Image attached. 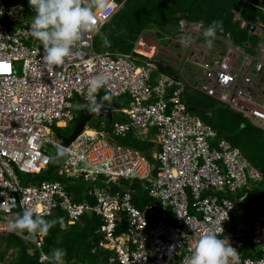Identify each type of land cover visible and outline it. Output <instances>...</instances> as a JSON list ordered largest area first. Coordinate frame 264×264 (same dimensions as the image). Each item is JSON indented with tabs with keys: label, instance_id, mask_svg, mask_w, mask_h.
Wrapping results in <instances>:
<instances>
[{
	"label": "built area",
	"instance_id": "built-area-1",
	"mask_svg": "<svg viewBox=\"0 0 264 264\" xmlns=\"http://www.w3.org/2000/svg\"><path fill=\"white\" fill-rule=\"evenodd\" d=\"M118 9L108 2L95 29L82 31L65 62L52 67L30 35L27 15L34 11L28 0H0V235L14 234L41 249L42 235L8 230L14 209L30 208L41 217L61 209L69 224L87 213L101 218L102 246L115 252L111 264H189L190 249L205 234L235 248L240 264H258L264 260V200L254 202L249 225L238 212L262 173L228 143L213 145L215 131L189 113L181 97L185 88L201 92L264 131V99L258 96L264 88V25L249 32L259 37L254 47L224 41L207 58L201 45H192L178 61L175 79L159 72L160 59L146 53L147 38H139L134 54L94 50L97 32ZM97 76L105 78L101 89L129 100L119 103L116 112L126 121H114L112 135L151 140L154 161L110 140L105 130H85L70 145L61 143L55 129L73 121L72 100L85 103L88 82ZM56 145L69 152L60 157L62 175L99 185L89 192L94 206L73 202L58 181L32 180L50 167L48 150ZM134 183L148 195L143 207L133 201ZM248 238L256 258L244 254Z\"/></svg>",
	"mask_w": 264,
	"mask_h": 264
},
{
	"label": "trees",
	"instance_id": "trees-1",
	"mask_svg": "<svg viewBox=\"0 0 264 264\" xmlns=\"http://www.w3.org/2000/svg\"><path fill=\"white\" fill-rule=\"evenodd\" d=\"M84 0H81L83 3ZM88 2V0H85ZM127 0L122 9L106 23L95 36L94 50L102 52L105 50L118 51L122 53L134 54L133 48L138 37L149 29L156 28L160 34L174 35L176 28L179 27L180 15H186L191 21H202L208 27L213 21H219L215 34L231 39L234 46L245 48L246 44L256 46L259 38L250 35L247 30L242 28L241 19L238 15L251 24L264 25V0ZM35 13L29 14L31 21ZM173 28V32L170 30ZM107 38L108 43H105ZM166 66L159 65V72H166L178 79V75L171 67L172 62L167 60ZM158 74V73H157ZM153 84V83H152ZM175 87L170 89L173 93ZM106 93L101 89L97 93V99L100 100ZM109 94V93H108ZM182 103L187 111L199 118L207 126L215 131V137L211 143L218 146L220 143H228L233 149L239 150L245 159L258 169L263 176V180L258 184H251L249 198L245 205L240 208L238 215L251 219L248 213L252 211L254 202L258 199L264 200V131L254 126L244 116L231 107L224 105L216 99L207 96L196 90L185 88L181 97ZM122 101L125 104L129 102L127 96L122 98H112L107 103ZM84 102H77L74 105L75 119L65 129L56 128L57 134L69 137L75 126L81 110L79 105ZM125 121L124 117H120ZM105 119L92 120L91 127L103 128ZM118 143L133 147L143 153H150L154 147L151 140L136 139L132 134L124 137H116ZM51 155L50 167L38 176H34L35 181H58L73 198V202L82 203L88 201L94 203L95 197L90 195V191H97L99 185H91L81 179L73 176L61 174V160H55V150H48ZM136 193L132 194L134 203L143 207L149 199L146 191L138 183L132 185ZM18 213H22L18 207H15L12 219L14 220ZM238 215H235L236 218ZM45 220H55L57 223L52 226L46 235H42V248L24 241L14 234L0 235V263L1 264H50V256L54 249L63 250L65 264H111L110 259L115 258V252L102 246V235L98 232L102 221L95 213L84 214L74 225H68L69 218L61 209L43 217ZM120 229L118 230V232ZM10 235V236H9ZM255 246L248 238L244 254L245 256L257 257ZM33 254H30V251ZM257 252V251H256ZM44 254L48 260L40 262V256ZM257 254H260L258 252ZM11 255V256H10ZM113 264H118L117 261Z\"/></svg>",
	"mask_w": 264,
	"mask_h": 264
},
{
	"label": "clouds",
	"instance_id": "clouds-1",
	"mask_svg": "<svg viewBox=\"0 0 264 264\" xmlns=\"http://www.w3.org/2000/svg\"><path fill=\"white\" fill-rule=\"evenodd\" d=\"M110 1H113L119 6V9L117 11L118 13L127 0H88V2L84 0L83 3L81 2V0H28L30 7L34 11L31 13H35L34 17L29 22L30 35L35 40H37L38 44L43 46V63L47 66L52 67L62 65L65 62L66 58L71 54L72 47L79 40L82 31L95 29L96 18L98 16H101L106 11L108 2ZM9 14L11 15L12 13L10 12ZM29 14L27 15L28 20ZM0 15H3V12H0ZM178 17L180 18L179 27L176 28L174 35H159V31L156 28H153L145 31L138 37V40L139 38L143 37L147 38L150 41V48L146 53L154 58L160 59V63L158 64V66H163L164 63L170 58H173L178 65V61L180 60V58L189 56L190 51L192 50V48H194H191L192 45H201L204 48V52L207 53V58H209L213 55H216L222 49V47H224L222 46L224 41L231 42L229 36L227 38H224L215 34L217 27L220 26L219 21H213L207 29L204 22L202 21H191L190 18L186 15H180ZM237 19L242 20V28H244V26L249 23L243 20L239 15ZM251 25L255 26L256 31V26L258 24ZM170 30L173 32V28H171ZM255 31L251 33H255ZM206 39L208 40L207 43ZM138 40L135 42L133 49H135ZM185 42L190 43V46H187ZM105 43H108L107 38H105ZM178 70H176L177 75ZM104 86L105 78L103 76H97L91 79L88 82V88L85 94L86 102L82 105H79V107L86 108L91 114L101 112L106 105L108 106L106 102L110 100V94L108 93L101 97L99 101L97 99V93ZM112 98L116 99V97L113 96ZM78 101H75V99L72 100L73 113L74 105ZM114 102H117L118 105L119 103H122L119 100ZM114 102L109 104H113ZM116 110L112 111L111 121H109L105 117L93 119H105L106 123L103 125V128L91 127V120L89 123H87L83 131L105 130L107 133H109L110 140L117 141V136L112 135V133L110 132V127L114 123V121L120 120L119 114H117ZM74 119L75 113L73 121ZM55 147L56 153L52 157L53 160L69 154L68 150H66L64 147L60 145H56ZM154 148L155 144L152 150ZM152 150L150 151V153L152 152ZM146 154L148 155L149 153ZM32 180H34V178H32ZM90 204L94 206L96 202ZM56 223L57 221L55 220H45L43 217L35 215L32 209L25 208L22 213H18L16 218L8 224V230L17 235H23V233L25 232H27L30 236L46 235L49 229ZM68 225L74 224H69L68 222ZM190 251L191 256L189 264H240V256L238 254V251L229 244L226 245L222 239H219L217 238V236L212 234H205L201 236L194 250L190 249ZM65 255L66 253L63 250L54 249L49 258L50 264H65ZM258 264H264V260L259 261Z\"/></svg>",
	"mask_w": 264,
	"mask_h": 264
},
{
	"label": "water",
	"instance_id": "water-1",
	"mask_svg": "<svg viewBox=\"0 0 264 264\" xmlns=\"http://www.w3.org/2000/svg\"><path fill=\"white\" fill-rule=\"evenodd\" d=\"M244 28H245V30L250 31V32L255 31V26H253L249 23H247L244 26ZM107 104H108V106L106 105L105 108L101 112H98L96 114H91V113H89L88 110H81L80 115H79V117L75 123V127H74L72 134L69 137H65L63 135H57L59 140L61 141V143L64 146L70 145L82 133V131L86 127L87 123H89L91 120H93L95 118L105 117L109 121H111L112 120V111L119 109V105L117 102H114L113 104H109V103H107Z\"/></svg>",
	"mask_w": 264,
	"mask_h": 264
},
{
	"label": "rangeland",
	"instance_id": "rangeland-1",
	"mask_svg": "<svg viewBox=\"0 0 264 264\" xmlns=\"http://www.w3.org/2000/svg\"><path fill=\"white\" fill-rule=\"evenodd\" d=\"M207 39H206V43H207ZM262 94V95H261ZM261 94H258V96H259V98L260 99H264V88L262 89V92H261ZM122 102V101H121ZM115 116H116V113H115ZM148 157L151 159V160H153V158L151 157V154L149 153L148 154ZM154 161V160H153ZM244 217V216H243ZM245 221H246V218H245ZM11 256V255H10Z\"/></svg>",
	"mask_w": 264,
	"mask_h": 264
},
{
	"label": "crops",
	"instance_id": "crops-1",
	"mask_svg": "<svg viewBox=\"0 0 264 264\" xmlns=\"http://www.w3.org/2000/svg\"><path fill=\"white\" fill-rule=\"evenodd\" d=\"M168 60L172 62L173 66H171V67H172V68L175 70V72H176V70H177L180 66H177V64H176V62H175V60H174L173 58H170V59H168Z\"/></svg>",
	"mask_w": 264,
	"mask_h": 264
},
{
	"label": "bare ground",
	"instance_id": "bare-ground-1",
	"mask_svg": "<svg viewBox=\"0 0 264 264\" xmlns=\"http://www.w3.org/2000/svg\"><path fill=\"white\" fill-rule=\"evenodd\" d=\"M244 231H245V233H251L252 232V230L250 228H248V227H244Z\"/></svg>",
	"mask_w": 264,
	"mask_h": 264
}]
</instances>
